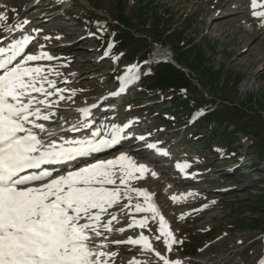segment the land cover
I'll use <instances>...</instances> for the list:
<instances>
[{
	"label": "rangeland",
	"instance_id": "rangeland-1",
	"mask_svg": "<svg viewBox=\"0 0 264 264\" xmlns=\"http://www.w3.org/2000/svg\"><path fill=\"white\" fill-rule=\"evenodd\" d=\"M38 1L44 3V0H0V14H6L8 16V26L16 28L25 19H32V14L35 13L36 9L33 12L30 9L33 3ZM149 1L151 0H128V6L125 7L127 16L133 24L132 29L137 32L138 36H143L148 29L140 23L139 15L140 7L147 5ZM152 1L154 2L152 10L155 14L168 16L169 22L175 24L174 28L178 30L177 34L188 32L191 39L196 40L198 47L205 48L208 53L209 66L223 71L224 76L221 79V86L215 88L196 67L182 64L181 67L187 72H193L190 76L195 82L193 85L198 86L195 87L197 91L199 90L202 93L206 91L217 100H229L232 103L240 104L242 109L239 113L244 108H252L254 114H250L251 116L243 115L238 122L242 126L254 124L258 128L261 137L240 132L234 137L236 144L231 147L232 151L228 152L226 141L221 138H213V135L207 129L203 130L200 125L195 128L193 124L188 127H181L180 122L185 120L187 113L178 111L174 113L173 110L172 112L174 115L176 114V118L181 119L180 122L174 123L179 129H174L173 124L167 123L165 128L169 132L160 136V138L174 136L181 140L189 150L186 154V158H189L187 161H190L191 167L201 168V171L199 170V173H202L200 178H203L204 182L198 184L188 183L189 185H187L185 191L173 194H170L168 190L173 186L170 182H165L166 186L163 189L156 184L157 182H153L150 190H146L150 195L160 193L165 198L162 201H157L153 197L154 203L170 226L176 240L182 241V243L174 244L172 251H168L163 237L159 240L155 238L159 235L158 218L152 220L150 213H138L136 218L149 217V224L144 229V235L150 238L155 252H159L169 261L179 260L182 264L262 263L264 262V226L255 230L250 226L252 219L259 217L264 219V182L259 183L264 179V154L261 157L258 149L259 145L264 144V66L258 64L253 70L248 71L244 62L247 58L254 60L264 50V36L261 37L262 39L258 38L261 24L263 25L264 21L254 18L252 12L248 16L242 15L245 18L239 20L240 23L236 25L237 28L235 26L233 29L231 28L232 30L228 26L223 28L225 31L223 35H219L217 32L207 33L209 18L211 19L214 16L213 14L209 16L207 25L206 22H203L205 18L204 11L218 4L220 0ZM119 2L120 0H65L61 9L55 11L53 15L56 19L61 16L59 22L54 25L43 24V30L39 28L34 36L38 37V40L33 41V49H27V52L32 51L31 54L44 51L54 57L52 61H40L37 64L56 69L61 74L57 81L65 80L66 78L62 76H66L68 73H75L76 81L72 89L75 93L73 97L76 99H98L96 97L99 94L109 91L114 84L120 83L119 78L128 74L126 71L128 68L137 67V59L132 63L126 58L110 61L102 53L96 58L97 51L101 47V44L98 43V37L112 33L113 28L111 25H115L116 21L121 22ZM97 14L100 17H97ZM67 15H71L74 19L84 17L96 21H90L82 26L72 22L71 19L69 21ZM247 17L249 20L246 19ZM251 22H254V27H256L253 35L251 34V40H249L254 48L249 56L247 51L240 52L239 46H235L233 40L235 36H241L237 32L238 28L251 31L253 29ZM176 25L182 26V29L176 28ZM26 27L29 30L35 28L32 25ZM49 30L54 32L50 34ZM2 33L6 32L0 30V34ZM228 33H230V37H228ZM46 37L50 39H46ZM61 37H68V42H71V45H67L69 46L67 49L58 48L59 45L53 48L50 47V43ZM158 48L169 51L173 59L177 58V53L171 46L165 48L159 46ZM160 56H163L161 52L156 53V57ZM86 61L88 62L86 63ZM84 64L87 65L81 69L82 71L78 69ZM64 65H67V67H64ZM137 68L139 69V67ZM237 80H240V85L236 92L234 88H231V83H235ZM143 81L144 76L142 83L137 85L140 91ZM194 92L195 90L191 88L189 93L193 94ZM136 95L134 97L136 105L131 109L133 118L136 119L137 116L135 115L138 113L145 117L154 108L155 111L160 110L159 103L161 100L157 97L142 92H138ZM153 97L155 98L152 99ZM155 100L157 101L151 102ZM140 101L150 105L148 109L144 108ZM168 107V105L165 106V108ZM123 110L128 111V108L125 106ZM122 114V118L130 116L129 114ZM150 123V125L149 123L146 125H149L152 132L162 128L159 127L161 122L157 118L152 119ZM233 129L232 126L230 130L233 131ZM248 129L252 131L251 128ZM184 131L187 132L186 135H184ZM192 134H199L200 138L196 141L195 139L192 140L190 139ZM248 147L250 152L248 155L251 158L244 159L243 153ZM227 152L226 157L222 156ZM251 162L253 166L250 165ZM222 164L226 166L221 167ZM161 170L163 169L161 168ZM168 171H171V168H168ZM168 173L172 174L174 172ZM162 181L164 182V178H161L158 183ZM200 187L204 188V191H201ZM189 193L193 195H189ZM174 196L183 197L177 202L172 199ZM196 198L200 202H195ZM136 202L144 203L143 198L138 199ZM131 210L134 212V209ZM155 252L151 253L155 254ZM131 256L134 257L133 259L139 257ZM138 263L164 264L162 260L159 263L145 260Z\"/></svg>",
	"mask_w": 264,
	"mask_h": 264
},
{
	"label": "snow or ice",
	"instance_id": "snow-or-ice-1",
	"mask_svg": "<svg viewBox=\"0 0 264 264\" xmlns=\"http://www.w3.org/2000/svg\"><path fill=\"white\" fill-rule=\"evenodd\" d=\"M251 3L254 18L264 20V11H256L264 4L257 0ZM0 30H16L8 26L6 14H0ZM33 39L24 36L0 46V264H116L117 253L107 250L109 242L155 252L143 232L138 238L110 241L108 234L122 235L127 230L116 227L122 224L121 215L138 213H150L152 220L158 218L159 235L155 238L163 237L168 251H172L173 245L182 241L176 240L152 195L134 187L135 181L146 178V166L120 155L58 175L47 167L67 165L115 148L125 137L121 135L123 129L114 126L107 132L109 138L96 130L91 138L66 139L47 126L63 119L58 117L61 102H71L75 93L66 96L69 90L57 87V80L51 78L61 75L56 69L35 64L52 61V55L44 51L26 54ZM126 71L113 97H119L139 79L137 67ZM74 110L82 113L83 121H89L92 108ZM88 127L82 123L66 130ZM180 167L183 170L188 165ZM134 197L143 198L144 203L133 204ZM172 199L179 202L180 198ZM148 224L149 217L145 216L132 219L128 227L145 229ZM155 255L164 264H182L169 261L159 252Z\"/></svg>",
	"mask_w": 264,
	"mask_h": 264
},
{
	"label": "trees",
	"instance_id": "trees-1",
	"mask_svg": "<svg viewBox=\"0 0 264 264\" xmlns=\"http://www.w3.org/2000/svg\"><path fill=\"white\" fill-rule=\"evenodd\" d=\"M153 3L151 0L147 5L140 7L139 21L142 26L148 28L143 37L138 36L137 32L132 29V21L125 11L128 0H120L119 15L121 22L116 21L115 25H111L113 33L103 38V47L106 49V53L111 57H124L131 62L137 59L141 62L151 57L156 52V47L171 46L177 53L175 61L179 65H193L208 78L212 86L219 88L224 76L223 71L209 66L208 53L205 48L198 47L196 40L191 39L188 32L177 34L178 30L174 28L175 24L169 22L168 16L155 14L152 10ZM178 27L182 29V26L176 25V28ZM145 80L144 85L148 94L160 91L166 95V98H171L175 108L189 114L202 113L201 127L206 128L213 137L226 141L228 147L235 144L233 137L239 132L261 137L254 124L242 126L238 122L241 116L254 114L252 108H244L239 113L242 109L240 104L232 103L229 100H217L206 91L203 93L197 91L191 79L171 64L151 65L145 72ZM239 85L240 80H237L235 83H231V88L237 92ZM191 88L195 90L193 94L189 93ZM232 126L234 127L233 131L230 130ZM248 128H251L252 131H249ZM258 149L261 157H263L264 144L259 145ZM263 226L264 219L260 217L252 219L250 226L252 229L255 230Z\"/></svg>",
	"mask_w": 264,
	"mask_h": 264
},
{
	"label": "bare ground",
	"instance_id": "bare-ground-1",
	"mask_svg": "<svg viewBox=\"0 0 264 264\" xmlns=\"http://www.w3.org/2000/svg\"><path fill=\"white\" fill-rule=\"evenodd\" d=\"M257 2H258V4H264V0H257ZM34 9L35 8L32 7L30 10H32V12H33ZM262 10L264 11V8H257L256 9V11H262ZM204 12H205L204 13L205 18H204L203 22H206V24L208 25V21L210 20L209 25H208V29H207V33L208 32H213V33L217 32L219 35H223L225 32L223 28L228 26L229 29H231V28L233 29L234 26L236 27L237 23H240L239 22L240 19L245 18L242 15L248 16L249 13L251 14L253 12V8H252L251 0H220L218 4L211 6L210 8L206 9V11H204ZM211 14H213L214 17H212L210 19L209 16ZM208 18H209V20H207ZM246 19L249 20L248 17ZM258 20L264 21L261 19H258ZM250 24H251V27L253 28L251 31H245L244 28L243 29L238 28L239 29L237 31L238 34H241V36H244V37L235 36V38L233 40L235 42V46H239V51L242 53L247 51V53L249 54L254 49L252 46V43L249 40H251L250 39L251 34L253 35V33L255 32L254 29L256 26L254 27V22H251ZM263 25H264V23H263ZM261 26H262V24H261ZM8 36L9 35H6V37H8ZM263 36H264V26H262L260 28L259 33H258V38H261ZM228 37H230V33H228ZM161 53L165 57H169L171 54L169 51H164V50H162ZM249 56H250V54H249ZM87 62L88 61H86V63ZM258 64H263V66H264V50H262V52H260V54H258L254 60H250L249 58H247L244 62V65L247 66L248 71L253 70V68L256 67ZM86 65L87 64H84V65L80 66L78 69L81 70ZM263 69H264V67H263ZM62 77L63 78L65 77L66 79L63 80L61 78L62 79L61 81H57V87L68 89L69 92L65 93V95L68 96V95H70L71 92H74L72 87L75 84L76 75H75V73L71 72V73H68L66 76H62ZM51 78L57 80V78H59V77L53 75ZM64 81H67V83H64ZM99 101H100L99 98L98 99H86L85 100V99H80V98L76 99L75 97H71V102H67V101L61 102L60 108L58 109V117H62L63 119L62 120L56 119V118H54V119H56L60 123L62 121H65L68 118L66 116H68V114L73 113L75 111L74 109L87 108L90 106L92 107V106L98 104ZM112 114L113 113H110V115H112ZM105 122H108V121H105ZM52 126L53 125H51V127ZM123 144H124V142H122L121 145H123ZM142 151H143V149L139 148V147H133L130 150L115 151L108 158H101V161L103 162V161H107V160H114V159H117L120 155H126V156L130 157L131 159H133L137 163V165L146 166L149 169V172L145 174L146 178L141 179V180H137L134 183V187L140 188L142 190H147V189L150 190V186L153 184V182H155V183L157 182L156 184H158L159 187L162 189L165 188L167 182L172 183L173 184L172 188H168L170 194L180 193V192L185 191L187 189V185H189V184L185 178H181L179 180H176L175 179L176 176L175 175L173 176L172 174L168 173L166 170L163 169L164 171L162 170L160 172V170H161L160 166L161 165L158 163L157 164L156 163H150L146 158V154L142 153ZM161 157L163 158L165 156L160 154L159 159ZM101 161H98V162H101ZM91 163H96V162H91ZM91 163H89V164H91ZM165 164L173 167V163L170 160L169 161L165 160ZM225 166H226L225 164L221 165V167H225ZM172 171L177 174L176 165H174ZM153 173H155V176L153 175ZM161 178H164V182L162 181V182L158 183V181ZM165 179H167V180H165ZM220 180H218V182H220ZM142 186H144V187H142ZM200 190L204 191V188L200 187ZM152 197H154L157 201H162L165 199L164 196L160 193H156V194L153 193ZM182 197L183 196H181L179 198H182ZM138 199H141V198H135L134 197L132 203L133 204L137 203L136 201ZM195 202H200V201H199V199L196 198ZM112 211H115V209H113ZM129 211H130V209H129ZM137 215L138 214H134L132 216L121 215L122 224L117 225L116 227H122L123 226L127 230L122 235L118 232L108 234L110 241L125 240L129 237L138 238V236L141 232H143V234H144V229H141L139 227H135V228L128 227V225L130 224L132 219L139 220V217L136 218ZM127 246H131L129 252L126 251ZM107 250L110 252L114 251L117 253L116 264H133V262H135V264H136V263H138L140 261H144V260L148 261V262H152V263H159L160 262V258L155 256V254H152L151 252L144 251L139 246H132V245H127V244H115V243L109 242V248ZM131 255H135L136 257H138V256L139 257L137 259H133L134 257H132Z\"/></svg>",
	"mask_w": 264,
	"mask_h": 264
}]
</instances>
